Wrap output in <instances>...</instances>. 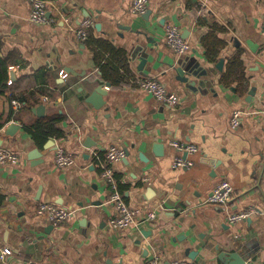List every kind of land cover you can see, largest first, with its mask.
<instances>
[{"label": "crops", "instance_id": "1", "mask_svg": "<svg viewBox=\"0 0 264 264\" xmlns=\"http://www.w3.org/2000/svg\"><path fill=\"white\" fill-rule=\"evenodd\" d=\"M45 1L52 21L37 25L27 0H0L2 52L13 59L0 119L15 116L0 130V149L19 159L0 164V249L11 251L0 264H146L153 255L160 264H225L233 253L264 264V0H149L142 15L132 0ZM168 25L189 45L184 54L167 45ZM101 52L124 80L102 78ZM145 79L178 101H157L140 88ZM99 86L105 95L89 101ZM42 119L56 121L59 136L36 134ZM172 142L196 148L181 155L191 167H172ZM111 146L125 153L114 175L139 214L124 231L109 225L115 209L97 162ZM57 148L72 167L56 166ZM221 181L233 188L228 207L205 204ZM40 204L72 215L54 226L36 215ZM245 210L255 213L228 222Z\"/></svg>", "mask_w": 264, "mask_h": 264}, {"label": "built area", "instance_id": "2", "mask_svg": "<svg viewBox=\"0 0 264 264\" xmlns=\"http://www.w3.org/2000/svg\"><path fill=\"white\" fill-rule=\"evenodd\" d=\"M30 6L29 21L37 25H46L52 20L47 15V2L45 0H27ZM149 0H132L131 10L135 14L142 15L148 8ZM68 23V21H66ZM90 21L83 22L81 28L75 30V37L78 41L83 42L87 39L86 29L90 26ZM262 26L264 28V17L262 20ZM165 41L170 49L176 54L182 55L188 49L189 45L182 38L179 30L172 25L165 27ZM140 88L151 94L157 101L173 105L178 101V97L167 92L166 89L155 79H145L139 83ZM46 100V98H44ZM12 107L17 110L21 107V103L17 100L11 101ZM239 124V112H234L231 117V127L235 128ZM171 145L177 149L179 156L173 161L172 167L176 170L189 168L192 163L187 159L182 158V154H190L196 152V148L192 146H184L177 142H172ZM125 156L122 149L115 146L109 147L104 155V158L100 160L97 156V162L101 170V178L106 182L110 189L109 202L113 204L115 214L109 220V225L114 230L124 231L131 228L133 225L138 224L139 214L138 211L127 206L123 200L119 190L117 180L114 175V165L120 162ZM19 159L14 153L0 149V164H12L16 165ZM54 162L57 167L61 169L72 167L75 164L74 157L66 153L61 148H57L54 153ZM233 194V188L227 181H221L217 184L211 193L205 198L204 203L214 206L228 207ZM255 212L253 210H245L236 213H230L227 215V220L230 224H236L238 222L246 221ZM36 215L45 218L54 226L67 222L72 212L65 208L56 206L54 204H40L36 208ZM155 219L153 212L147 214L143 221H152ZM11 255V251L8 248L0 249V259L4 260ZM146 264H160V257L153 255ZM170 264H192L189 261L177 260Z\"/></svg>", "mask_w": 264, "mask_h": 264}, {"label": "trees", "instance_id": "3", "mask_svg": "<svg viewBox=\"0 0 264 264\" xmlns=\"http://www.w3.org/2000/svg\"><path fill=\"white\" fill-rule=\"evenodd\" d=\"M100 48H102L104 51H109V53L113 54L114 51L111 47H108V45L105 42L99 43ZM3 48V42L0 39V95L4 92V90L7 88V81L9 77V67L13 65V59L11 55H4L2 52ZM101 55L98 57V66H99V72L101 73V76L103 79L111 81L113 84H117L124 80L120 74L117 73L116 69L113 68L111 65L110 59L106 58L104 53H100ZM54 96V94H52ZM14 119V113L11 111L10 116L8 119L2 121L0 119V130L4 127L5 124H7L8 121ZM55 123L56 121L49 120V119H42L36 123V125L33 127V131L36 134L42 135L44 137L48 136H59V134L56 132L55 129ZM32 130V129H31ZM119 189H120V183H119ZM3 201V197L0 196V204Z\"/></svg>", "mask_w": 264, "mask_h": 264}, {"label": "water", "instance_id": "4", "mask_svg": "<svg viewBox=\"0 0 264 264\" xmlns=\"http://www.w3.org/2000/svg\"><path fill=\"white\" fill-rule=\"evenodd\" d=\"M97 95H102V96L105 95V92H103L101 86L97 87L93 91L92 97L89 99V101H92V99L97 98ZM43 111H44V107L43 106H40L37 109V115L41 117L42 114H43ZM11 127H14V126L13 125L9 126V128H11ZM225 258H226V261H227V263H225V264H231V263L232 264L233 263L234 264H244L245 263L244 260L241 257H239L238 254H234V253L233 254H227V255H225Z\"/></svg>", "mask_w": 264, "mask_h": 264}]
</instances>
